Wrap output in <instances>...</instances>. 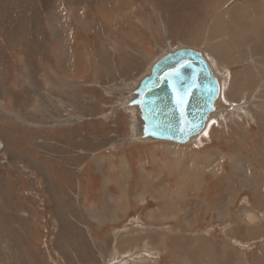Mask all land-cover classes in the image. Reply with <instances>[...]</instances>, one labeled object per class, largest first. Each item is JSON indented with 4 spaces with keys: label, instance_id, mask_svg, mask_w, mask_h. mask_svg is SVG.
Listing matches in <instances>:
<instances>
[{
    "label": "rangeland",
    "instance_id": "374dc122",
    "mask_svg": "<svg viewBox=\"0 0 264 264\" xmlns=\"http://www.w3.org/2000/svg\"><path fill=\"white\" fill-rule=\"evenodd\" d=\"M239 1L0 0V264H170L171 257V264H228L220 254L196 251L202 246L199 232L216 237L221 229L198 226L189 234L190 247L181 246L177 242L185 236L170 224L180 212L170 215L148 194L145 204L123 208L112 222L93 221L84 208L95 209L104 198L112 210L108 195L116 202L130 183L144 189L148 178L152 187L154 181L167 184L156 178L159 160L144 158L160 143L130 140L133 110L122 105L153 63L181 48L200 53L219 84L205 129L183 147L184 154L214 162L205 174L218 177L211 183L222 195L210 202L209 189L202 187L197 194L187 192L186 202L194 215H205L196 210L199 201L214 204L228 193L239 213L258 211L260 221L246 227L250 236L233 239V264H264V211L246 199L264 197V0H250L245 13L238 11ZM50 24L63 32L55 36ZM79 53L86 59L81 72L75 69ZM133 150L149 175L144 181L133 170L126 185L119 175L137 166L129 156ZM232 153L243 161L237 176ZM96 159L103 161L98 168ZM181 161H173L170 174H187ZM201 164L189 158V175H203ZM172 191L175 207L182 209V193L176 197ZM150 210L158 215L149 218ZM234 215L228 236L242 232L238 219L244 213ZM173 233L178 240L168 239Z\"/></svg>",
    "mask_w": 264,
    "mask_h": 264
},
{
    "label": "water",
    "instance_id": "95a60500",
    "mask_svg": "<svg viewBox=\"0 0 264 264\" xmlns=\"http://www.w3.org/2000/svg\"><path fill=\"white\" fill-rule=\"evenodd\" d=\"M218 94L219 84L200 53L181 48L163 56L131 101L143 123L141 141L187 143L205 129Z\"/></svg>",
    "mask_w": 264,
    "mask_h": 264
},
{
    "label": "crops",
    "instance_id": "0c3cea01",
    "mask_svg": "<svg viewBox=\"0 0 264 264\" xmlns=\"http://www.w3.org/2000/svg\"><path fill=\"white\" fill-rule=\"evenodd\" d=\"M238 3H239V6H242V8L238 11L243 12V10H244V13L246 11H249L247 3H251L250 0H243V2L239 1ZM237 8L235 10H237ZM244 17L245 16L242 15L240 17V19L243 20V19H245ZM263 20H264V15H263ZM263 23H264V21H263ZM150 149H151L150 153L145 155L144 158L149 156L150 162H152V152L153 153L156 152L155 157L157 158V160H159V163L155 164V165L153 164V165L157 169V171H155V173L158 175L156 178L158 180H161V178L166 179V181H164L162 183H167V184L174 185V186H176L177 184L184 186L185 194L188 192V195L197 194V193H199L198 191H200V189L202 187H207V189H209V191L207 193H205V198L211 199L210 202H213V200L216 199L217 195H220L219 194L220 188L215 189V184L211 183V181L219 180L218 177H216V175L213 174L214 178H212V177L209 178L205 174L206 171L212 173V170H211L212 167L211 166L214 165L213 161H211L209 163L208 162L209 160H207L205 156H200V155L190 156V155H187L186 153L184 154V149L182 151H179L178 155L176 156L174 153H176L177 150H175V148H173V147L164 146L163 143H160V144L153 143V145L151 146ZM134 152H135V150H133L132 152L129 153V156L131 159L137 155V153L135 152V154L133 156ZM180 153H181V160L184 158L181 162L185 163L184 168L185 169L187 168L186 169L187 174L185 172H181L182 169L179 170V172L175 171L172 174H170V171H171L170 169H172L173 161L175 162V159H179ZM183 155H185V156H183ZM125 158H126V156H125ZM189 158L193 159L195 161H201V163H202L201 165H204V166L201 167V169H198L199 170L198 172L202 171L203 175L199 174V173L195 174V176L193 173L189 175V173H188V171L190 169ZM145 160L147 161V159H145ZM247 164H248V162H246L245 165H247ZM208 169H210V170L208 171ZM191 170H193V169L191 168ZM237 174L238 173L236 172L235 176H237ZM235 176H233V177H235ZM171 187L173 188V186H171ZM194 190H196V192H194ZM228 190H229V188H228ZM240 190H241V192H243L242 190H244V189H240ZM191 191H193V193ZM179 192L180 191L177 190L176 187H175V190L173 188L172 193H174L176 197H177V194ZM245 192H250L249 193V195H250V194H255L257 192V190H253V191L247 190ZM230 195L233 196V193ZM182 196L180 198L177 197V199L179 200V205L183 208L181 210H179L180 214L178 215V217L176 219H172V222L170 224H171V227L173 230L176 229V231H178V232L181 231L183 233V236H185V238H183V240H178V238L175 239V236H177V233H173V234H171V236L168 237V239L178 240L177 243H180L181 246H184L187 248V246L190 247V239H189L190 235L189 234L191 233V231L194 228L200 226V228L205 227L208 229L211 228V230H213V228H212V226H213L216 229H221V232L218 234L219 236H216V237H214V235L212 236L211 234L207 235L206 233L199 232L198 233L199 235L198 234L197 235L201 241H198V242H199V244H202V246H201V248H199L196 251H198L199 256L202 254L204 255V252H208V253L210 252L211 254L213 253L214 255L220 254L221 259H223L228 264H233V259H235L234 253H235V248H236L232 244L233 239L235 241L241 242L239 240L250 236V234L246 231V227L247 226L253 227L255 222L260 221V219L258 218V214H257L258 211L256 212L254 210H247V208L245 207L246 208L245 212L243 211L242 213H239L240 210L236 211L235 209H233L234 208L233 202H232L233 199L230 202L229 199H231V197L227 193L226 196L220 197V202L217 201L214 204L205 202V201H207V199H203L202 202L199 201L201 204V207L199 209H196V210H198V212H200V213L205 212V215L204 214L201 215L198 213H197V215H194V213H192V211L195 209L191 208V206L189 204H187V202H186L187 197H185L184 195H182ZM233 198H234V196H233ZM246 199L249 200L251 203H253L252 206L255 209L258 208V209H261L264 211V206H261V208H259L260 206L258 205V203H260L262 201L264 203V197H261V196L260 197L259 196L250 197L247 195ZM149 200H151V199H149ZM151 201L154 202L153 200H151ZM235 203H236V201H235ZM247 203H248V201H247ZM152 209H153V207H152ZM209 212L211 214L207 215V213H209ZM243 213H244V215H243ZM248 213L254 214L257 217L256 221L250 222L248 219V215H247ZM223 214L226 215V217H224ZM233 215H234V218H238L239 216L243 215V217H241V219L240 218L238 219L239 221H241L240 226L242 227V232L237 230L236 233L233 235V236H235V238L232 235L228 236L225 233L226 229H228L227 228L229 226L228 224H230L229 221H231V220L233 221ZM162 223H163V221L158 220V223H157L158 227H161ZM170 224L166 223V225H170ZM174 224L177 227H173ZM184 239H186V241ZM145 242L150 244L149 242H151V241L145 240ZM154 242H157V240H154L153 243ZM159 242L160 241L155 243L154 247L158 246ZM186 243H188L187 246H185ZM151 245H152V243H151ZM204 245L206 246L205 247L206 249H204L205 251L203 250ZM177 248L178 247H176V249ZM169 249H171V248L169 247ZM169 249L168 248L165 249L166 250L165 256L167 254V255H169V257H171L169 252H171L172 249L171 250H169ZM176 257L178 258L179 255H177ZM172 259H173L172 257H171V259H167L168 262H170V264L172 263ZM212 259L214 260V258H212ZM204 263H206V262H204ZM211 264H221V263L219 261L215 260Z\"/></svg>",
    "mask_w": 264,
    "mask_h": 264
},
{
    "label": "bare ground",
    "instance_id": "6f19581e",
    "mask_svg": "<svg viewBox=\"0 0 264 264\" xmlns=\"http://www.w3.org/2000/svg\"><path fill=\"white\" fill-rule=\"evenodd\" d=\"M233 18H234V16H235V13H236V10H233ZM237 20L239 19L238 17L236 18ZM235 19V20H236ZM237 20H236V22H237ZM244 23V22H243ZM241 24V23H240ZM50 27L52 28V30H53V32H54V34H55V36L57 35V33L58 32H63V31H61L59 28H57V27H55V25H53V24H50ZM246 32H248L247 30H245V33ZM262 34V33H261ZM264 37V36H263ZM181 46V45H180ZM180 48V47H179ZM63 51V50H62ZM171 51V50H170ZM199 51V50H198ZM64 52V51H63ZM169 52V51H168ZM166 53V52H165ZM64 54V53H63ZM62 54V55H63ZM61 55V57H60V59H59V61L61 62V64H62V66L64 67V65H66V58H64L63 56ZM76 57H78L77 59V61L75 62V69H76V71L78 72H81L82 71V69H83V64H84V61L86 60V59H84V54H82V53H79V54H77L76 55ZM82 58L84 59V61L82 62ZM162 58V57H161ZM160 58V59H161ZM159 61V60H158ZM56 64H57V62H56ZM153 65H154V63L152 64V66L150 67V69H149V73L151 72V69H152V67H153ZM148 73V74H149ZM144 78V77H143ZM140 80L141 79H139L138 81H135V83L134 84H136L135 85V87L133 88L132 87V89H131V91H130V94H131V99H129V101L125 104V105H122L123 107H125V109H127V111H129V113L130 112H132V111H130V110H133V112L131 113L132 114V120H133V122H132V133L134 134V136L133 137H131L130 138V140H132V141H138V140H140L141 141V137H140V135H141V131H142V129H143V123H142V121H141V118H140V114H139V110L137 109V107H135V106H132L131 105V101L135 98V95H134V90L137 88V86H138V84H139V82H140ZM129 87H131V86H129ZM127 90V89H126ZM126 96V95H125ZM128 96V95H127ZM126 96V97H127ZM126 102V101H125ZM125 102H123V103H125ZM215 105V101H214V103H213V106ZM131 107H133V109H130ZM133 113H135V114H133ZM135 115V116H134ZM210 115H211V113L209 114V116H208V119H209V117H210ZM208 119H207V121H208ZM196 137H198V136H196ZM196 137H193V138H190L189 140H188V142L187 143H185V144H174V143H170V142H163V141H156V142H159V143H168L167 145H172V147L173 148H175V149H178V147L179 148H181L180 146H185V145H189V142H191L194 138H196ZM143 140V139H142ZM144 141H154V140H144ZM155 143V142H154ZM174 145H176L175 147H174ZM183 149H184V147H183ZM182 149V150H183ZM179 150H181V149H179ZM135 152H137L138 153V150H135ZM135 152L133 153V156H134V154H135ZM186 152V151H185ZM155 154H156V152L155 153H153L152 152V158H154L155 157ZM175 154V153H174ZM131 155V154H130ZM189 155V154H188ZM232 155V161H231V168L233 169V170H235L234 172L236 173V169H237V167L241 164V161H242V157L240 156V155H238V154H231ZM132 156V157H133ZM141 156V155H140ZM177 156V155H176ZM183 156H185V155H183ZM182 156V157H183ZM189 157V156H188ZM136 158V156L134 157V159ZM138 158V157H137ZM133 158H132V161H133V165L134 164H136L137 166H132V167H130L129 165H128V167H127V171L126 170H124L123 172H122V175H119L120 176V178L121 177H123V179H121L125 184L126 183H128L129 182V179H130V177H131V173L133 172V170H138L139 172H142V170H141V167H142V165H141V167L140 166H138V159H137V161H136V159L134 160ZM142 159V158H141ZM140 159V160H141ZM184 159V158H183ZM182 159V160H183ZM234 159V160H233ZM105 160V159H104ZM122 160V159H121ZM154 160H156V159H154ZM179 160H181V153H180V155H179ZM143 161V160H142ZM178 161V160H177ZM195 161V160H194ZM100 162V163H99ZM111 162V161H110ZM186 162V161H185ZM193 162V161H192ZM196 162V161H195ZM243 162V161H242ZM101 163H103V161H100L99 159H96L94 162H93V165L94 166H97V168L99 167V165L101 164ZM142 163V162H141ZM109 166V168H111V167H113L112 165H108ZM125 166V165H124ZM126 167V166H125ZM124 167H122V169H123ZM125 169V168H124ZM183 170V169H182ZM233 170H232V173H233ZM111 171H113L112 169H111ZM122 171V170H121ZM133 174V173H132ZM172 174V173H171ZM149 174H147V173H143L142 172V176L143 177H145V178H143V180L144 181H146L147 180V178H146V176H148ZM233 176V175H232ZM110 179V178H109ZM120 180V179H119ZM104 181L106 182V178L104 179ZM121 181V182H122ZM112 182V181H111ZM110 183V180H108V184ZM120 183V182H119ZM124 183H122L123 185H124ZM147 183H149L150 185L148 186V187H146L145 189L144 188H140V186L139 185H137V184H128V191H127V194L125 193V194H122L121 195V197L120 196H118V198L116 199V202H114L115 201V198H113V196H109L108 195V197H107V200L109 201V199H110V197H112V199L110 200L112 203H113V209L111 210L110 208L109 209H107L108 207H106V206H104V198L102 199H100V201H99V199H98V201H96V203H97V206H99V207H97V208H93L92 206H85L84 205V208H85V210H86V212H88V217L91 219V220H93V221H96V222H98V223H103V222H105V221H115V220H118V215H120L119 213H123V210L124 209H126L127 207H129V206H131V207H133V206H136V205H143V204H145V202H146V199H145V194H148V196L150 197V199H153V200H156L159 204H162V206H164V208L167 210V213H169L170 215H173V216H175L176 215V213L177 212H179V210H181V209H179L178 207H175V205H174V202L176 201V199L174 198V197H171V195L168 193V190H169V188H171V189H173L171 186H168L167 184L165 185H159V184H156L155 183V181L153 182V186L154 187H152V181L151 180H149V178H148V180H147ZM111 184V183H110ZM162 184V183H161ZM91 185V184H90ZM121 185V184H120ZM127 185V184H126ZM116 186H117V184H116ZM125 186V185H124ZM147 186V185H146ZM122 187V186H121ZM175 187L177 188V190H179L180 192L178 193V194H180V193H182V195H184V196H186V194H185V189H184V186H181V185H176V186H174V190H175ZM125 188V187H124ZM122 189V188H121ZM173 195V194H172ZM147 196V195H146ZM179 196V195H178ZM99 197V196H98ZM116 197V196H115ZM183 197V196H182ZM156 202V203H157ZM166 202V203H165ZM99 203L101 204V205H99ZM164 203V204H163ZM88 205V204H87ZM108 206V205H107ZM124 208V209H123ZM108 210H110L111 212H108ZM86 212H85V214H86ZM149 213H148V217L149 218H154L155 216H156V212H154V211H148ZM158 215V214H157ZM149 221H150V219H149ZM97 223V224H98ZM124 259V258H123ZM126 260V259H125Z\"/></svg>",
    "mask_w": 264,
    "mask_h": 264
}]
</instances>
